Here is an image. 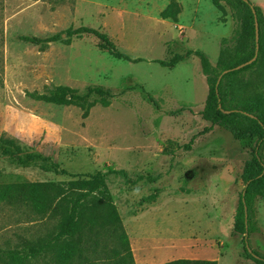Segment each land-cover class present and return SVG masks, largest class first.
I'll list each match as a JSON object with an SVG mask.
<instances>
[{
  "label": "rangeland",
  "instance_id": "rangeland-1",
  "mask_svg": "<svg viewBox=\"0 0 264 264\" xmlns=\"http://www.w3.org/2000/svg\"><path fill=\"white\" fill-rule=\"evenodd\" d=\"M249 1L264 14V0ZM221 5L223 11L210 0H0V145L49 158L70 175L102 173L134 264H255L235 226L255 162L264 168V129L240 137L210 127L200 116L209 86L198 59L160 64L187 51L203 52L219 71L248 61L251 47L235 40L239 26ZM168 9L175 22L162 18ZM21 37L55 40L33 45ZM58 86L70 94L61 105L27 95ZM243 104L264 107V60L233 85L228 110ZM68 180L0 154V185ZM248 214L256 228L249 246L264 256V198L253 199L246 221ZM58 225L60 217L0 205V264L7 250L47 243ZM86 237L75 264L115 263L108 236ZM26 264L53 262L40 254Z\"/></svg>",
  "mask_w": 264,
  "mask_h": 264
},
{
  "label": "trees",
  "instance_id": "trees-1",
  "mask_svg": "<svg viewBox=\"0 0 264 264\" xmlns=\"http://www.w3.org/2000/svg\"><path fill=\"white\" fill-rule=\"evenodd\" d=\"M210 1L218 10L223 11L221 2H224L231 9L233 18L239 26L235 40L250 45V59L255 55V22L257 23L258 43L255 62L239 70L234 68L244 62L227 70L219 71L211 65L203 52L187 51L183 55L175 56L170 63L163 64L160 62V64L172 67L191 55L197 58L202 75L206 78L209 86L204 108L200 113L202 120L209 122L210 127L217 126L240 137H254L261 128L264 129V107L257 109L248 106V104H243L239 108L240 110L228 109L232 102V88L238 76L253 69L261 60H264V14L249 0ZM171 12L168 9L162 14V18L172 19L175 22V14ZM81 31L95 34L107 42L103 36L93 30ZM21 40L29 44L39 45L44 42H51L55 38L42 40L35 37H21ZM117 55L122 56L121 54ZM65 92L64 87L58 86L48 88L47 94L34 92L27 95L36 100L61 105L65 101ZM96 93L99 92L96 91ZM209 129L206 128L204 131H209ZM0 154L18 165L38 164L44 167L47 172L70 178L66 182L59 183L0 185V205L24 206L29 208L33 215L43 219L54 220L60 217L64 224L58 225L54 233L49 236L50 240L42 246L25 247L21 251L7 250L3 252L2 257L7 260V264H26L30 258L40 254H49L53 264H75L83 257L82 247L89 241L86 237L87 234L108 236V239L114 244L111 255L114 264H134L132 252L129 250L128 236L120 224L119 215L102 173L98 172L95 175L87 176L70 175L61 170L58 164L49 158L34 153L22 156L17 149L8 144L0 145ZM257 159L256 156L254 160L257 161ZM253 171L252 175H255L247 182L240 195V210H238L239 214L236 219L235 233L243 236L242 245L247 258L255 264H264V256L249 246V234L256 229L251 223L249 214L245 222V215L250 209L253 199L264 198V168L255 162ZM163 264H217V262L177 259Z\"/></svg>",
  "mask_w": 264,
  "mask_h": 264
},
{
  "label": "water",
  "instance_id": "water-1",
  "mask_svg": "<svg viewBox=\"0 0 264 264\" xmlns=\"http://www.w3.org/2000/svg\"><path fill=\"white\" fill-rule=\"evenodd\" d=\"M255 42H256V49H255V55L252 59L236 66L234 69L236 70H239L245 66H248V65H251L253 62H255L256 58H257V43H258V26H257V23L255 22ZM65 99L66 100H69L70 99V94L69 93H66L65 94ZM245 218H246V215H245ZM246 222V220H245Z\"/></svg>",
  "mask_w": 264,
  "mask_h": 264
},
{
  "label": "crops",
  "instance_id": "crops-1",
  "mask_svg": "<svg viewBox=\"0 0 264 264\" xmlns=\"http://www.w3.org/2000/svg\"><path fill=\"white\" fill-rule=\"evenodd\" d=\"M194 260H209V259H194ZM210 261H215V260H210Z\"/></svg>",
  "mask_w": 264,
  "mask_h": 264
},
{
  "label": "bare ground",
  "instance_id": "bare-ground-1",
  "mask_svg": "<svg viewBox=\"0 0 264 264\" xmlns=\"http://www.w3.org/2000/svg\"><path fill=\"white\" fill-rule=\"evenodd\" d=\"M159 257V256H158Z\"/></svg>",
  "mask_w": 264,
  "mask_h": 264
}]
</instances>
